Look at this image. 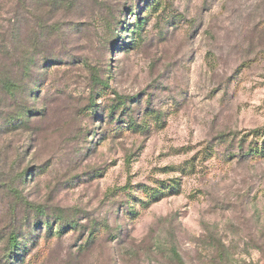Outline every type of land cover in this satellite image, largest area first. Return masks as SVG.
<instances>
[{"label":"rangeland","instance_id":"rangeland-1","mask_svg":"<svg viewBox=\"0 0 264 264\" xmlns=\"http://www.w3.org/2000/svg\"><path fill=\"white\" fill-rule=\"evenodd\" d=\"M0 264H264V0H0Z\"/></svg>","mask_w":264,"mask_h":264},{"label":"trees","instance_id":"trees-1","mask_svg":"<svg viewBox=\"0 0 264 264\" xmlns=\"http://www.w3.org/2000/svg\"><path fill=\"white\" fill-rule=\"evenodd\" d=\"M5 89H6V87H5ZM7 90V89H6ZM8 90H10V89H8ZM11 122V121H10ZM252 133H254V136H257L258 135V130H254ZM257 133V134H256ZM253 148H250V150H252V149H255V148H257V147H259V145L256 143V142H254L253 143V146H252ZM126 208H128V210H126V213H129V212H131V211H133L134 213H135V209L132 207V206H126ZM60 221V223L61 222H68L69 220H59ZM46 223H47V225H48V221H45ZM71 223H72V221H70ZM56 223H58V220H56ZM61 231H59V233H60ZM17 241H18V238H17V235H15L14 233L12 234V235H10L9 236V238H8V248H6V251H5V259L6 260H8V254L11 252L12 254H13V251H15V247L17 246ZM11 257H14V256H11Z\"/></svg>","mask_w":264,"mask_h":264}]
</instances>
